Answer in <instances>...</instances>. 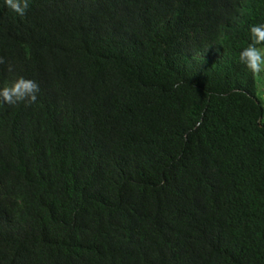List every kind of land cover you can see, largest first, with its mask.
Segmentation results:
<instances>
[{
    "label": "trees",
    "instance_id": "16d2710c",
    "mask_svg": "<svg viewBox=\"0 0 264 264\" xmlns=\"http://www.w3.org/2000/svg\"><path fill=\"white\" fill-rule=\"evenodd\" d=\"M259 23L264 0H0V87L40 88L0 103V264H264Z\"/></svg>",
    "mask_w": 264,
    "mask_h": 264
},
{
    "label": "clouds",
    "instance_id": "9594fccd",
    "mask_svg": "<svg viewBox=\"0 0 264 264\" xmlns=\"http://www.w3.org/2000/svg\"><path fill=\"white\" fill-rule=\"evenodd\" d=\"M4 3L15 15L23 17L29 8L30 0H4ZM248 33V43L239 52V62L253 77L264 75V23L249 25ZM2 62L0 60V63ZM11 70L9 67L8 71ZM39 91L36 81L18 76L9 85L0 87V103H35Z\"/></svg>",
    "mask_w": 264,
    "mask_h": 264
},
{
    "label": "rangeland",
    "instance_id": "374dc122",
    "mask_svg": "<svg viewBox=\"0 0 264 264\" xmlns=\"http://www.w3.org/2000/svg\"><path fill=\"white\" fill-rule=\"evenodd\" d=\"M257 97L261 102L264 112V75L256 77Z\"/></svg>",
    "mask_w": 264,
    "mask_h": 264
}]
</instances>
